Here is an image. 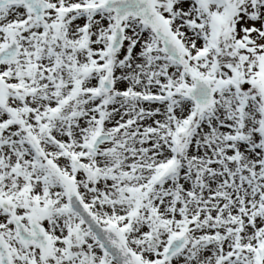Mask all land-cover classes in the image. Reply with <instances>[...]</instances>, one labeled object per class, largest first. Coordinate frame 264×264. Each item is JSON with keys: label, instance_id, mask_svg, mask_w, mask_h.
I'll list each match as a JSON object with an SVG mask.
<instances>
[{"label": "snow or ice", "instance_id": "1", "mask_svg": "<svg viewBox=\"0 0 264 264\" xmlns=\"http://www.w3.org/2000/svg\"><path fill=\"white\" fill-rule=\"evenodd\" d=\"M0 264H264V0H0Z\"/></svg>", "mask_w": 264, "mask_h": 264}]
</instances>
